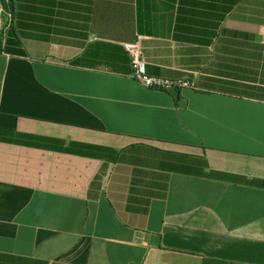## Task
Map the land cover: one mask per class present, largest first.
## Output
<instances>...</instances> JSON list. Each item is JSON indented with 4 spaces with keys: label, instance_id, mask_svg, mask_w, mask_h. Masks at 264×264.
Wrapping results in <instances>:
<instances>
[{
    "label": "crops",
    "instance_id": "1",
    "mask_svg": "<svg viewBox=\"0 0 264 264\" xmlns=\"http://www.w3.org/2000/svg\"><path fill=\"white\" fill-rule=\"evenodd\" d=\"M3 2L0 264H264V0Z\"/></svg>",
    "mask_w": 264,
    "mask_h": 264
},
{
    "label": "built area",
    "instance_id": "2",
    "mask_svg": "<svg viewBox=\"0 0 264 264\" xmlns=\"http://www.w3.org/2000/svg\"><path fill=\"white\" fill-rule=\"evenodd\" d=\"M1 7L2 6L0 4V8ZM0 11L2 12L3 10ZM123 48L129 56L131 65V78L141 87L148 90L161 92H171L193 88V84L188 80H170L163 77L148 76L142 69V48L138 42L124 43Z\"/></svg>",
    "mask_w": 264,
    "mask_h": 264
},
{
    "label": "trees",
    "instance_id": "3",
    "mask_svg": "<svg viewBox=\"0 0 264 264\" xmlns=\"http://www.w3.org/2000/svg\"><path fill=\"white\" fill-rule=\"evenodd\" d=\"M3 1H4V0H1L2 3H4ZM10 5H11V4H10ZM8 6H9V5L7 4V7H8ZM5 7H6V6H5Z\"/></svg>",
    "mask_w": 264,
    "mask_h": 264
}]
</instances>
